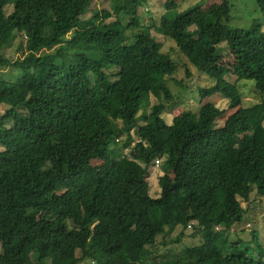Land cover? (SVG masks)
Masks as SVG:
<instances>
[{
  "label": "trees",
  "instance_id": "obj_1",
  "mask_svg": "<svg viewBox=\"0 0 264 264\" xmlns=\"http://www.w3.org/2000/svg\"><path fill=\"white\" fill-rule=\"evenodd\" d=\"M92 1L0 0V71L18 74L0 80V159L10 162L0 160V264H171L157 236L192 224L203 242L173 264H264L263 247L249 254L228 235L243 220L240 199L249 202L254 186L264 197V101L221 127L225 111L214 103L168 124L163 113L178 100L167 77L177 65L152 34L162 27L213 80L199 89L201 98L222 94L237 108L240 80L254 81L264 96V24L231 27L228 0L182 11L166 0L159 20L146 26L148 0H113L101 21L83 19ZM256 2L264 17V0ZM113 15L122 28L106 24ZM17 39L15 59L6 50ZM83 45L96 47L100 60L73 48ZM227 49L232 67L221 64ZM129 148L145 165L122 155ZM160 157L166 173L153 197L148 169Z\"/></svg>",
  "mask_w": 264,
  "mask_h": 264
},
{
  "label": "rangeland",
  "instance_id": "obj_2",
  "mask_svg": "<svg viewBox=\"0 0 264 264\" xmlns=\"http://www.w3.org/2000/svg\"><path fill=\"white\" fill-rule=\"evenodd\" d=\"M113 0H93L88 8V12L83 16V19L94 18L97 21L102 20V11L111 9V2ZM179 3V10L194 5L201 0H176ZM232 6L231 19L229 25L233 28L248 29L253 21L258 20L264 24V17L262 16L256 0H228ZM166 0H148V4L145 9H142L143 15L141 17V23L146 25H152V21H158L161 12H163L164 4ZM223 0H207L204 2V8L207 9L214 4H220ZM146 12V14L144 13ZM9 13V12H8ZM127 21V19H125ZM106 24H110L116 28H122L123 23L120 22L119 18L115 15L108 18ZM128 34L133 36L132 33ZM152 34L157 42L162 44L163 53L169 55L172 60L176 63L177 69L173 75L168 76V84L174 94L177 96V106L169 112L163 113V118L168 124H171L173 119L180 115L183 110H191L197 112L199 108L207 103H214L217 107L225 111V115L220 118L217 122V127H221L224 122L242 107H250L256 103L264 101V96L260 95L255 88V82L250 80H240L238 87L243 96V103L240 107L230 108L229 100L222 94H215L211 98L203 99L200 97L199 89L208 87L213 84V80L205 73L200 72L189 59L181 52L180 48L176 43L170 39H167L163 32L162 27L157 26L152 30ZM19 40L17 39L9 48H7V55L10 57L19 58L21 52L18 50ZM79 49L77 53L90 54L93 59L100 60L101 52L96 47L90 46H79L73 47ZM221 64L232 67L236 63V59L233 53L227 49L223 52ZM16 71V70H15ZM13 68L0 71V80H12L15 81L14 77L18 75ZM188 71L190 72L188 74ZM117 69L111 67L109 73L111 79L114 80ZM94 80V77H91ZM230 82L236 81V76L233 73L227 76ZM182 82V84L180 83ZM156 102L155 98H152V103ZM6 113V107H0V120L1 117ZM145 121H140L133 128V136L135 142H138L142 138ZM7 126H10L7 125ZM5 149L0 144V152ZM122 155H126L131 159L137 160L142 165H145L144 159L141 156L135 154L132 148L124 150ZM11 156H14L11 154ZM138 157H140L138 159ZM6 165L10 162L4 159H0ZM167 161L165 157H160L149 166V183H150V195L158 197L161 192V185L159 183L160 176L166 173L164 167ZM242 204L245 208L243 220L240 223L235 224L232 229L228 232L229 238L232 241L242 240L243 248L249 253H253L254 248H264V197L257 194L256 186L253 187L251 192V199L249 202H245L242 199ZM167 228L166 234H160L157 236V246L160 252L161 258L165 262L175 263L179 260L181 251L187 246H194L202 244L203 240L199 234L196 225L192 224L188 229H184L182 226H174V229ZM256 234L258 240L253 236ZM258 242H257V241ZM254 255V254H253ZM255 256V255H254ZM82 264H90L84 262Z\"/></svg>",
  "mask_w": 264,
  "mask_h": 264
}]
</instances>
